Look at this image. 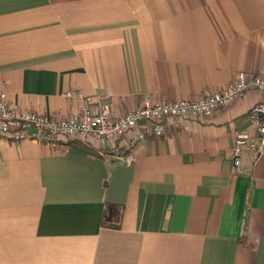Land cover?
<instances>
[{
	"label": "crops",
	"instance_id": "1",
	"mask_svg": "<svg viewBox=\"0 0 264 264\" xmlns=\"http://www.w3.org/2000/svg\"><path fill=\"white\" fill-rule=\"evenodd\" d=\"M242 72L264 77V0H0V88L22 109L64 119L90 98L117 119ZM263 98L161 137L141 122L103 154L0 136V264H264V155L233 161ZM107 203L124 207L118 228Z\"/></svg>",
	"mask_w": 264,
	"mask_h": 264
},
{
	"label": "built area",
	"instance_id": "2",
	"mask_svg": "<svg viewBox=\"0 0 264 264\" xmlns=\"http://www.w3.org/2000/svg\"><path fill=\"white\" fill-rule=\"evenodd\" d=\"M251 88L264 94V77L247 76L242 72L221 90L198 99L153 101L150 96H145L138 107L117 119L112 117L108 104L92 102L90 98L78 112L64 119H56L46 113L19 108L8 101L6 92L0 88V136L14 142L31 138L52 146L81 140L98 146L103 154L124 134L137 130L141 122L148 123L153 134L161 137L165 134L166 121L184 122L186 119L211 115L244 96ZM65 95L76 97L81 93L68 91ZM250 120L257 129V135L248 130L236 133L233 161L237 168L242 164L244 152L264 155V98L252 107ZM145 137L146 134L140 131L135 139L140 141Z\"/></svg>",
	"mask_w": 264,
	"mask_h": 264
},
{
	"label": "trees",
	"instance_id": "3",
	"mask_svg": "<svg viewBox=\"0 0 264 264\" xmlns=\"http://www.w3.org/2000/svg\"><path fill=\"white\" fill-rule=\"evenodd\" d=\"M78 144L79 145L82 144L84 148H86L87 150H95L97 152L100 151V149L90 144H86V143L84 144L81 142H79ZM123 212H124V207L122 205L107 203L102 217V225L108 227H115V228L120 227L122 222Z\"/></svg>",
	"mask_w": 264,
	"mask_h": 264
}]
</instances>
